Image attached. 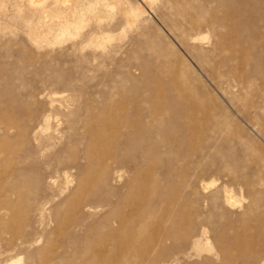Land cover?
<instances>
[{
    "label": "rangeland",
    "instance_id": "obj_1",
    "mask_svg": "<svg viewBox=\"0 0 264 264\" xmlns=\"http://www.w3.org/2000/svg\"><path fill=\"white\" fill-rule=\"evenodd\" d=\"M18 1L0 0V201L13 203L0 209V264H114L95 250L107 238L98 220L112 207H82V223L60 231L49 221L54 213L76 216L78 183L98 187L103 164L127 170L110 184L125 195L135 181L129 197L149 204L146 220L167 217L161 228L177 241L156 264H233L240 230L254 233V212H264V0H118L122 10L108 9L101 23L40 47L23 24L32 11ZM123 3L143 10L132 26ZM48 114L63 161L79 157L83 169L70 171L62 195L47 191L42 207L27 189L45 187L43 162L56 151L41 156L32 142V128ZM122 136L139 141L142 175L118 167L121 153L101 157ZM3 184L25 191L5 194ZM24 235L29 242L17 246ZM151 256L138 264H151Z\"/></svg>",
    "mask_w": 264,
    "mask_h": 264
},
{
    "label": "bare ground",
    "instance_id": "obj_2",
    "mask_svg": "<svg viewBox=\"0 0 264 264\" xmlns=\"http://www.w3.org/2000/svg\"><path fill=\"white\" fill-rule=\"evenodd\" d=\"M23 1L24 0H21V2ZM25 1V6L27 9L32 11V17L23 24L27 28V34L31 44L39 47L44 45V43H50L58 36H62L63 32L67 33L71 28L85 27L91 20L95 22L101 21L102 13H108L109 11L111 12L112 8L115 9V4H118V0H81L78 3L76 2L77 0L75 2H73L74 0H69L70 3L72 1L71 4L68 3V0ZM3 2L5 3V1ZM18 2L20 3V0ZM2 5L4 4L2 3ZM122 8L124 11L125 24L127 26H132L135 24V22L140 19L143 13L142 8H133L127 3H123ZM108 9L110 10L107 12ZM13 10L17 14V12L21 11V7L17 5ZM37 12L39 14L38 18L35 17ZM108 31H110V29L107 27L100 28V33L105 34L106 32L108 33ZM49 97L51 96L49 95ZM54 102V99L51 100L50 105L53 106ZM60 107L62 108V106ZM137 107L138 106L135 105V108ZM111 108L121 110L123 109V106L121 104L114 103L111 105ZM56 110L54 112H57ZM57 127L58 125L53 126L51 124L50 114H48L42 116L40 121H38L37 124L32 128V137L34 140L32 142L36 146L35 149L38 150L41 156L47 151L56 149L53 157L49 161L43 162L44 171H42V178L45 183V187L43 189H39L38 185L33 183L31 188L27 189L28 191L32 190L33 197L36 196L39 198L38 204L42 207H44L45 204L50 201L49 196L46 195L47 191L54 189V196L62 195L65 189L69 188V186L73 183V175L70 171H80L83 169L80 165L79 157L72 159L71 162L63 161L62 156L65 152V147H58L60 141H57L59 139V131ZM6 129L11 130L12 126L8 124ZM122 139H124V141H112V148L107 149V152L101 157L111 158L112 156H116L115 154L121 153L123 157L117 160L118 167L125 168L127 166L131 171L134 172L135 176L142 175L143 171L139 164L140 161L145 160V157L134 155L135 151H137L139 148V141H126L127 138L125 136H122ZM87 161H91V156L88 152ZM149 169L151 168H148V170ZM120 170L116 169L115 171H109L108 168L103 164L100 170V177H95V181L97 180L100 182L98 187H91L90 184L88 185L87 183H78V191L80 192V196L76 199L75 205L73 207L76 212V216L61 217L58 213L50 214V225H55L54 227L58 231L62 230L64 225L68 227H76L82 223L84 218L79 213L82 207H87L90 210H100L110 206L112 208L106 213H103V215H101L98 220L99 223H101L107 238L95 249L96 252L99 255H105V257H107L109 260H114V264H118L117 261H119V258L126 259V257L131 255L134 257V259H132L134 264L143 262V257L145 255H152L150 262L151 264H156L162 259L163 255L172 250L175 242L177 241V237L176 235L166 231L164 228H161L162 221L167 219L166 216H158L154 222L145 219V210L148 208L149 204L145 202L144 198L138 201H132V199L129 197L132 194L131 191H133L135 181L125 185L127 189L125 195H120V189L111 186V182L121 181L123 171H127L121 168ZM61 179L62 182H60ZM103 189L105 192H102ZM2 191L5 192V194L9 192L18 196H22L25 190L18 187L7 190L3 184ZM225 191V204L232 206L234 203L232 201L233 198L226 189ZM112 197H116V199L114 200ZM173 198L175 200L177 196L170 198L166 204L172 203ZM10 204L13 203L8 199L1 200L0 209ZM126 208L129 210L128 213L125 210ZM254 214L255 219L257 220L256 230L251 235H248L244 228L240 230L234 245L235 257L233 259V264L246 262L250 264H264V212L260 213L259 211L255 210ZM187 221L188 218L185 219L184 222ZM47 225L49 224H46V226ZM148 233L151 234L150 238L147 235ZM207 233L208 231L205 229V245L210 244V240L207 238ZM19 239L20 242L17 244V246H23L29 242L26 240L25 235L24 237L21 236ZM258 242L262 243V247L259 250L254 251V244ZM194 246L196 248L200 247L197 242H194ZM212 250L213 249H207V251ZM1 254L2 253H0V256ZM31 264H37V262H33Z\"/></svg>",
    "mask_w": 264,
    "mask_h": 264
}]
</instances>
